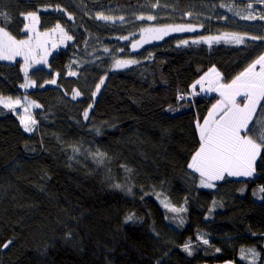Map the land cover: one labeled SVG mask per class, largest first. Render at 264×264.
Masks as SVG:
<instances>
[{"label":"trees","instance_id":"obj_1","mask_svg":"<svg viewBox=\"0 0 264 264\" xmlns=\"http://www.w3.org/2000/svg\"><path fill=\"white\" fill-rule=\"evenodd\" d=\"M261 4L0 0L9 18L0 16V26L16 39L25 38L30 12L41 30L59 24L73 37L32 72L31 90L22 88L21 61L0 60V97L40 105L28 132L15 109L0 104V264H264V151L254 177L227 178L214 189L201 188L188 167L200 147L196 124L219 99L192 85L212 67L231 81L264 55ZM131 9L155 19L121 13ZM98 13L115 20H98ZM189 25L202 30L150 43L140 38L148 27ZM116 60L137 63L116 68ZM74 90L81 93L76 99ZM261 115L259 108L255 120Z\"/></svg>","mask_w":264,"mask_h":264},{"label":"snow or ice","instance_id":"obj_2","mask_svg":"<svg viewBox=\"0 0 264 264\" xmlns=\"http://www.w3.org/2000/svg\"><path fill=\"white\" fill-rule=\"evenodd\" d=\"M261 2L264 3V0H261ZM0 16H3L4 20L9 19L7 14L0 13ZM24 18L28 21L24 31L34 34L35 47L41 46L39 37H47L49 33H39L37 31L36 25L39 22V17L35 12L25 14ZM71 18L69 16V19ZM95 18L106 22H114L115 20V18L106 16L103 13H98ZM243 18L250 19L253 17ZM260 18L264 19V16ZM118 19L123 21L124 17H119ZM138 19L154 20L155 17L151 15L147 17L140 16ZM57 30L61 34V42H63V39L71 40L73 38L59 24L52 31L56 32ZM170 31H195V28L191 26L146 28L143 30L145 35L142 42H148L153 38H163ZM34 37L17 40L5 27L0 26V60H13L16 56H23L25 63L24 72L27 77L30 59H35L33 56ZM123 39H128V37H123ZM212 39L219 38H205L204 42H210ZM232 39L239 44L243 43L244 37L234 35ZM250 39L260 38L250 37ZM194 42L198 43L199 41ZM138 43L141 42L132 44V48L136 49ZM184 43L186 44L187 41ZM53 47H55L54 44ZM36 62L47 63L46 57ZM135 63H137L135 60H116L115 67L126 68ZM257 66H259V70H257ZM69 75H77V73L69 72ZM221 79L220 73L213 68L208 74L196 81V84L192 85L193 91H195L197 84L201 86V90H204V85L207 83V90L218 92L221 97L217 104L213 105L212 110L208 113L203 123L201 124L198 121L196 124L199 132L200 147L192 156L188 165L190 169L199 174L200 185L206 188H213L215 186L214 182L224 180L225 176H253L256 170V160L261 152L264 151V106H261V101H264V55H261L230 83H221ZM50 83H55V80L50 81ZM103 84L104 79H101L93 95L99 93ZM32 86H35V82L31 80L22 85L24 88ZM80 95L81 93L78 90H74L72 99H76ZM240 97L244 98L242 103L239 102ZM180 98L183 99L184 97L181 96ZM30 103L34 104V102ZM0 104L10 110H14L16 106L21 104V101L19 99L13 100L11 97H0ZM35 107H40V105L35 104ZM258 107L262 115L254 122ZM24 112L26 115L21 118V124L24 126L25 131L30 132L33 130L32 125L36 121L32 118L27 107L24 108ZM83 115L85 119H88L89 111H84ZM249 125L252 127L249 128ZM251 132H258V137L254 139L250 134ZM103 155V153H100L101 157ZM116 187L120 186L116 185ZM259 191L264 193V187L260 188ZM261 198L264 199V196ZM162 203L170 211H183V209L170 207L166 201H162ZM127 219L132 220L133 217L129 216ZM11 243L12 241L9 240L2 247L8 248ZM203 243L208 244V240H203ZM184 251L188 252L189 255L192 254L189 245H185ZM243 251L241 250L242 254ZM248 251L253 257L257 255L254 249H249ZM252 264H255V260H253Z\"/></svg>","mask_w":264,"mask_h":264},{"label":"rangeland","instance_id":"obj_3","mask_svg":"<svg viewBox=\"0 0 264 264\" xmlns=\"http://www.w3.org/2000/svg\"><path fill=\"white\" fill-rule=\"evenodd\" d=\"M87 1H90V0H87ZM261 7H264V3H262L261 4ZM140 11H138V10H134V9H131V11H128V10H126V11H121V13L122 14H129L126 18H128V17H130V16H132V19H133V16L135 17V18H138V17H140V15H136V14H138ZM37 14V13H36ZM131 14V15H130ZM38 15V14H37ZM104 15H106V16H109V14H104ZM142 16V15H141ZM38 17H39V15H38ZM129 19V18H128ZM124 20H125V18H124ZM123 20V21H124ZM141 20V19H140ZM123 21H120V22H123ZM149 21H153V20H149ZM26 22H27V24H28V21L26 20ZM189 26H191V25H189ZM36 27H37V31L39 32V33H45V32H47V33H49V35L47 36V37H44V36H40L39 37V41H40V45L41 46H39V47H35V44H36V40H35V37H34V34L33 33H31V32H25V34H26V36H25V38H23V39H28L29 37H34V40H33V43H34V51H33V56H34V58L35 59H30V62H29V68H28V73H27V77H26V81H25V83L27 82V81H29V80H31V81H34L33 80V78L31 77V74H32V72L36 69V68H38V67H43V66H48V64L50 63V61H51V59H52V57L56 54V53H58V51L59 50H62V49H66L67 48V46L73 41V39H71V40H67V39H63V42H61V40H62V37H61V34H60V32L57 30L56 32H53L52 30L53 29H51V30H46V31H43V30H41V28H40V19H39V22H38V24L36 25ZM62 27V26H61ZM185 27H187V26H185ZM191 27H193V28H195V31H170L168 34H166V35H164L163 36V38L164 37H167V36H169V35H172V34H175V33H185V32H192V33H196V31L197 30H202V28H200V27H198V28H196V27H194V26H191ZM63 28V27H62ZM148 28H175V27H148ZM64 29V28H63ZM146 29V28H145ZM64 31L68 34V32L64 29ZM69 35V34H68ZM144 32L143 33H141L140 34V38H141V41H143V38H144ZM160 39H162V38H160ZM192 39V41H198V39H195L194 40V38H191ZM17 40H21V39H17ZM154 40H156L155 38H153V39H150L148 42H143V43H150V42H152V41H154ZM190 43V40L189 41H187V43L185 44V45H187V44H189ZM53 44L55 45V47H53ZM47 53V54H46ZM46 57V61H47V63H37L36 61H38V60H41L42 58H45ZM3 61H5V62H8V63H14V62H17V61H21L22 62V69H23V72H24V67H25V63H24V58H23V56H16L13 60H3ZM213 68H215L216 70H217V72H219L220 73V76H221V83H230L231 81H225L224 80V76H223V74H222V72L219 70V68H217V67H212L211 69H213ZM210 69V70H211ZM210 70L206 73V74H208L209 72H210ZM257 70H259V66H257ZM25 73V72H24ZM205 74V75H206ZM205 75H203L202 77H204ZM238 76V75H237ZM201 77V78H202ZM201 78H199L198 80H200ZM235 79V78H234ZM197 80V81H198ZM35 82V81H34ZM24 83V84H25ZM194 84H196V82L194 83ZM36 87V82H35V86H32V87H28V88H24V87H22L25 91H27V90H31V89H34ZM207 88H208V85H207V83L204 85V90H201V86L199 85V84H197L196 85V89H195V91L194 92H197L198 90H199V93L200 94H206L207 92H210V93H213V94H215V95H217L218 97H219V99H218V101L221 99V97L219 96V93L218 92H215V91H208L207 90ZM192 91H193V89H192ZM209 93V94H210ZM3 98H6V97H4V96H2ZM20 101H21V104L19 105V106H16L14 109H15V111L18 113V115L22 118V117H25V112H24V108L25 107H27L28 108V111L31 113V116H32V118L34 119V111H35V109H36V107H35V104L36 103H34V104H31L30 102H33V101H31V100H29V99H27V98H23V97H21V98H18ZM242 99H244L243 97H240L239 98V102H243L242 101ZM13 100H16V99H13ZM217 101V102H218ZM217 102L215 103V104H217ZM261 103H262V101H261ZM214 104V105H215ZM211 110H212V108H211ZM258 112H259V107H258V109H257V114H258ZM208 116V115H207ZM207 118V117H206ZM255 118L256 117H254V120H255ZM203 123V122H202ZM201 123V124H202ZM250 126L251 125H249V128H250ZM243 134V133H242ZM260 157V156H259ZM259 157L257 158V161H256V164H257V162H258V159H259ZM256 164H255V169H256ZM256 173H257V171L255 170V173L253 174V176H251V177H243V176H240V177H228V176H225V178H224V180L225 179H227V178H234V179H251L252 177H254L255 175H256ZM221 181H223V180H220V181H215L214 182V184H215V186L213 187V188H206V187H202L201 185H200V187L201 188H203V189H214L215 187H216V183L217 182H221Z\"/></svg>","mask_w":264,"mask_h":264},{"label":"water","instance_id":"obj_4","mask_svg":"<svg viewBox=\"0 0 264 264\" xmlns=\"http://www.w3.org/2000/svg\"><path fill=\"white\" fill-rule=\"evenodd\" d=\"M223 264H238V263H236V262H234V261H228V262L223 263Z\"/></svg>","mask_w":264,"mask_h":264},{"label":"crops","instance_id":"obj_5","mask_svg":"<svg viewBox=\"0 0 264 264\" xmlns=\"http://www.w3.org/2000/svg\"><path fill=\"white\" fill-rule=\"evenodd\" d=\"M197 92H199V90L197 91ZM209 93L210 92H207L206 94H203V95H209ZM214 93V92H213ZM213 93H210V94H213ZM242 101H243V99H242ZM257 161V160H256Z\"/></svg>","mask_w":264,"mask_h":264}]
</instances>
